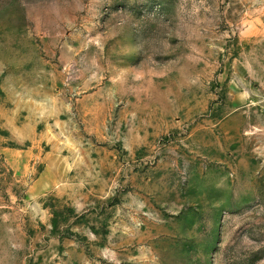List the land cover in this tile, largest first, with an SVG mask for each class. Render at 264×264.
I'll list each match as a JSON object with an SVG mask.
<instances>
[{
    "label": "rangeland",
    "instance_id": "obj_1",
    "mask_svg": "<svg viewBox=\"0 0 264 264\" xmlns=\"http://www.w3.org/2000/svg\"><path fill=\"white\" fill-rule=\"evenodd\" d=\"M0 264H264V0H0Z\"/></svg>",
    "mask_w": 264,
    "mask_h": 264
}]
</instances>
